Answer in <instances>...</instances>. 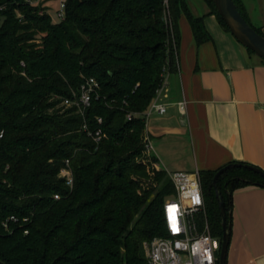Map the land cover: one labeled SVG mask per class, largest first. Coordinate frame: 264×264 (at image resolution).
Wrapping results in <instances>:
<instances>
[{"label": "trees", "instance_id": "obj_1", "mask_svg": "<svg viewBox=\"0 0 264 264\" xmlns=\"http://www.w3.org/2000/svg\"><path fill=\"white\" fill-rule=\"evenodd\" d=\"M33 1L0 0V264H150L145 243L167 235L164 203L176 188L145 154L144 112L166 73L178 71L182 13L198 45L212 40L205 15L187 0H66L55 23ZM205 2L230 32L213 0ZM89 78L100 97L83 112L65 106ZM85 124L106 135L96 141ZM67 159L73 186L59 175ZM230 163L216 185L223 166L200 171L199 222L207 218L221 239L220 201L231 236L234 192L264 187V176L246 167L253 164ZM12 215L18 221L7 229Z\"/></svg>", "mask_w": 264, "mask_h": 264}, {"label": "crops", "instance_id": "obj_2", "mask_svg": "<svg viewBox=\"0 0 264 264\" xmlns=\"http://www.w3.org/2000/svg\"><path fill=\"white\" fill-rule=\"evenodd\" d=\"M199 10L193 12L205 15L212 40L198 45L189 20L181 22L178 71L166 73L157 97L167 110L147 119L152 154L168 172L217 169L233 161L264 170V62L209 14L208 5ZM227 264H264V187L233 194Z\"/></svg>", "mask_w": 264, "mask_h": 264}, {"label": "built area", "instance_id": "obj_3", "mask_svg": "<svg viewBox=\"0 0 264 264\" xmlns=\"http://www.w3.org/2000/svg\"><path fill=\"white\" fill-rule=\"evenodd\" d=\"M65 8L66 3L62 1L56 11L60 20L65 18ZM165 84L166 78L150 107L144 112L146 125L147 119L153 112L164 114L167 110L166 104L159 102L157 99ZM99 89L100 83L98 80L89 78L81 87L79 99L65 98L63 104L67 107L76 104L79 107V111L83 112L85 108L91 105L94 98L98 99L100 97ZM178 105L180 110L185 112L186 101L179 102ZM128 118H132L131 113L128 114ZM98 122H102L101 117L98 118ZM83 128L96 141H100L106 135L101 128L94 132L88 129L87 124ZM3 134L4 131H1L0 138ZM145 154L146 156L153 155L152 145L148 138ZM156 164L157 162L154 163V166ZM168 174L176 188V194L168 198L164 203L167 235L154 238L151 242L145 243L150 264H218L222 239L212 233L207 218L202 223L199 222V216L203 212L205 213L200 171L176 170L168 172ZM59 175L66 179L68 185L73 186L74 178L69 159L66 160V165L61 169ZM59 197V194H55V198ZM9 221L16 222L18 217L12 215L4 222V226L7 229H9Z\"/></svg>", "mask_w": 264, "mask_h": 264}, {"label": "water", "instance_id": "obj_4", "mask_svg": "<svg viewBox=\"0 0 264 264\" xmlns=\"http://www.w3.org/2000/svg\"><path fill=\"white\" fill-rule=\"evenodd\" d=\"M219 14L222 16L226 25L230 29L232 35L246 48L251 49L258 57L264 60V35L256 30L247 19L239 11L237 4L234 0H213ZM235 164L229 163L220 168L214 177V185H216L219 175L234 166ZM246 167L260 173L264 176V170L254 165H246ZM220 208L223 218V230L221 249L219 254L218 264H226L228 249L231 241L229 234V226L227 223L226 208L224 202L220 201Z\"/></svg>", "mask_w": 264, "mask_h": 264}, {"label": "rangeland", "instance_id": "obj_5", "mask_svg": "<svg viewBox=\"0 0 264 264\" xmlns=\"http://www.w3.org/2000/svg\"><path fill=\"white\" fill-rule=\"evenodd\" d=\"M62 1L66 2V0H38V1H33V3L40 4L43 7H49L52 20L53 22L56 23L60 21L56 11L59 9ZM244 2L248 4L249 7L248 9L249 11H251L252 24L257 28H262V31L264 33V0H244ZM187 4L189 5L192 11H198L199 14L201 13L199 8L202 7L204 9L207 6L205 0H187ZM186 18L187 16L185 15V13H182L181 18L179 20L180 27H181V22ZM3 20L4 17L0 15V25H2ZM148 139L151 140L152 138L148 137ZM156 166L159 170L160 168L158 163L156 164Z\"/></svg>", "mask_w": 264, "mask_h": 264}]
</instances>
